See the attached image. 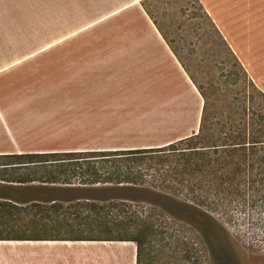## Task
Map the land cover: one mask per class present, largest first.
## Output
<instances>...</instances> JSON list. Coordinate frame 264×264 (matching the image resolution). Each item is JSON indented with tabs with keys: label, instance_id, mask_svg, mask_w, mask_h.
Here are the masks:
<instances>
[{
	"label": "rangeland",
	"instance_id": "374dc122",
	"mask_svg": "<svg viewBox=\"0 0 264 264\" xmlns=\"http://www.w3.org/2000/svg\"><path fill=\"white\" fill-rule=\"evenodd\" d=\"M114 1L0 0V153L157 148L150 146L196 133L200 97L165 46L153 44L137 6L124 8L132 0ZM144 5L210 102L230 109L233 98L250 94L251 80L264 91V0ZM161 183L148 186L193 202L186 189ZM243 203L238 197L217 211L204 207L211 221L203 226L161 206L152 211L145 198L133 202L141 216L154 212L160 222L142 264H264V208ZM42 248L0 244V264H18L16 250ZM110 248L132 247L61 244L56 264H119L62 255Z\"/></svg>",
	"mask_w": 264,
	"mask_h": 264
},
{
	"label": "trees",
	"instance_id": "16d2710c",
	"mask_svg": "<svg viewBox=\"0 0 264 264\" xmlns=\"http://www.w3.org/2000/svg\"><path fill=\"white\" fill-rule=\"evenodd\" d=\"M190 77L205 101L191 136L147 149L0 153V240L133 241L142 264L160 222L133 202L145 198L152 211L161 206L203 226L211 221L204 207L217 211L241 197L264 208V91L251 80L250 94L226 109ZM150 179L186 189L193 202L157 192Z\"/></svg>",
	"mask_w": 264,
	"mask_h": 264
},
{
	"label": "crops",
	"instance_id": "0c3cea01",
	"mask_svg": "<svg viewBox=\"0 0 264 264\" xmlns=\"http://www.w3.org/2000/svg\"><path fill=\"white\" fill-rule=\"evenodd\" d=\"M120 1V0H117ZM117 1H114V4H116ZM143 0H132L130 1L124 8H129V7H135V5L137 6V9L139 10V12L142 14L143 16V22L145 23V26L149 27L151 36L153 37L154 41L153 44H156L157 42H160L161 45H163V49L168 53H170L172 56L171 57V61H175V63L177 64L178 68L181 70V72H183V75L185 76V79L187 81V83L189 85H191L192 89L198 94V96L200 97V113L199 115L202 116L203 113V108H204V97L202 96L198 86L195 84V82L192 80V78L190 77V74L188 73V71L186 70V68L184 67L183 63L180 61V59L178 58V56L174 53V51L172 50V48L170 47L167 39L164 37V34L162 33V31L160 30V28L158 27V25L155 23L154 19L148 14V12L146 11L143 3ZM136 8V7H135ZM123 9V8H122ZM121 9V10H122ZM121 10H116L113 13H109L106 15H103V17L101 16L99 21H103L104 19H106L107 17L116 14L118 12H120ZM145 19V20H144ZM188 84L186 86H188ZM188 91V90H187ZM200 118V117H199ZM200 122H201V118L200 120L198 119V124H197V128L198 125L200 127ZM199 131V128L196 132ZM187 137V136H186ZM163 144H158V145H154V146H150V147H161V145ZM105 149H122V150H126V149H136V148H132V147H124V146H117V147H112V148H105ZM1 183H4L2 181H0ZM0 244H9V245H20V244H39L41 245L43 248V250H16L15 254H13L14 257L13 260H16L18 262V264H37V260L39 257H43L44 260L50 261V264H56L57 261L60 260V258H58L57 254H56V250L55 247L57 245H66L69 247V244H101L103 246H111L113 244H117L120 246H129L132 247L131 251H123L122 253H113V252H109L110 250H118V249H100L99 251H89V255L88 256H83L81 254L78 253H73L68 251L67 253H63V258H65V260H67L68 262H71L72 260V256H75L78 259L81 260H93V259H98L101 258L103 261L105 262H109L113 259L119 260V264H136L137 263V258H136V245L134 242L132 241H72V240H0ZM86 252L87 255L88 254ZM90 256H93L90 257Z\"/></svg>",
	"mask_w": 264,
	"mask_h": 264
},
{
	"label": "bare ground",
	"instance_id": "6f19581e",
	"mask_svg": "<svg viewBox=\"0 0 264 264\" xmlns=\"http://www.w3.org/2000/svg\"><path fill=\"white\" fill-rule=\"evenodd\" d=\"M109 252H113V253H117L118 252L119 253V251H117V250H112V251L110 250ZM120 253H122V252H120Z\"/></svg>",
	"mask_w": 264,
	"mask_h": 264
}]
</instances>
